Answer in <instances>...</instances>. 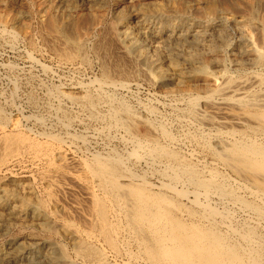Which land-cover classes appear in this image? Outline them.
I'll list each match as a JSON object with an SVG mask.
<instances>
[{"label": "bare ground", "instance_id": "bare-ground-1", "mask_svg": "<svg viewBox=\"0 0 264 264\" xmlns=\"http://www.w3.org/2000/svg\"><path fill=\"white\" fill-rule=\"evenodd\" d=\"M37 1L40 12L48 19L54 15L68 18L67 8L73 4V0H57L61 8L53 9L48 0ZM88 1L93 5L98 0ZM130 1L148 6L142 10L148 18L141 19L146 31L135 35L119 21L111 27L113 37L120 52L125 54L123 58L129 57L135 73L142 76L140 80L164 91L161 95L164 100L162 97L157 100L162 104L176 101L171 110L166 113V109L161 111L156 105H144L137 111L128 101L119 99V91L138 84L141 76L127 78L124 69L116 68L118 64L111 68L104 63L106 79L101 77L103 80H91L90 84L85 83L88 85L80 83L71 88L81 90L83 95H73L71 90L58 92L74 106L86 110L88 121L103 123L95 131L96 136L113 139L120 132L118 139L124 144L123 151L105 150L78 159L72 152L68 157L69 152L62 149L63 137L47 134L44 141L35 139L22 132L14 119L0 115V165L9 166L11 158L29 153L44 159L48 168H54L61 177L70 179L72 187L84 192L87 229L83 232L66 222L62 225V235L73 241L76 254L89 262L104 261V252L94 244L97 239L113 251L122 250V245H135L154 264H264V17L256 16L258 0H249L252 14L247 18L223 17L211 0H196L195 8L205 10L201 18L192 17L193 7L181 0H167V4ZM3 7L4 0H0V32L17 40L21 38L19 28L28 16L7 14ZM92 16L99 25L100 13L96 10ZM65 26L53 21L52 31L56 32L53 38L62 41L59 46L64 63L82 50L85 42L71 36L74 34L67 35ZM148 39L157 43L156 49L160 44L158 39L171 43L170 56L182 60L185 66H164L141 46L140 41ZM206 55L209 60L205 59ZM191 72L204 76L202 92L197 89L195 92L193 84L184 91L179 88L183 84L179 77L187 75L186 79L192 80L195 76ZM70 122L68 119L64 122L66 129ZM140 125L146 129L142 134L138 130ZM86 138L71 134L69 139L83 145ZM70 164L75 170L67 174L65 169ZM49 171L51 174L53 170ZM50 182L60 188L54 181ZM13 193L0 187V207L8 214L0 216V233H5L13 222L23 221L27 212L49 232L56 219L48 210L51 203L23 202L27 206L22 207ZM52 193L46 194L54 200ZM81 209L80 205L76 207L78 212ZM50 231L55 232V228ZM11 245L17 246V253L11 259L15 263L24 262L22 244L14 240ZM55 249L58 257H47L49 263L68 264L64 249L51 251Z\"/></svg>", "mask_w": 264, "mask_h": 264}, {"label": "rangeland", "instance_id": "rangeland-1", "mask_svg": "<svg viewBox=\"0 0 264 264\" xmlns=\"http://www.w3.org/2000/svg\"><path fill=\"white\" fill-rule=\"evenodd\" d=\"M105 1L107 2V0H98L97 4L95 3L93 4L95 6L94 7L91 3H89L90 1L88 0H73V4L67 8L69 10L68 18H63L62 16L54 15L52 17H49L48 19V17L44 16L43 13L40 12V7L38 5L39 2L37 0L36 1L35 0H23V1L4 0L3 10L5 13L7 14L9 13L10 15H14L16 13H20V14L22 13V14H26L28 17L25 18L24 23L19 28L20 31L19 37L21 38H16L17 40L12 38L11 40V37L9 35L5 33L2 34L0 32V115L3 117L5 116V118L10 120L14 119L16 122H18L19 128L22 132L29 134L31 137L35 139L38 138V140L41 139V141L42 140L44 141L43 138L47 134L59 135L63 137L62 149H65L63 151L65 153L69 152V155L67 154L68 157H70V155L74 153L73 155L76 159L80 158L84 154L85 156H87L89 154L97 153V152L103 153L105 152V150L106 151L115 150L121 152L124 150V144L118 139L120 132H117L116 133L117 138H113V139L99 135H97L98 136L97 137L95 131L100 129L103 123H101L102 124L101 125L100 122L88 121L89 118H87L88 116L86 114L87 111L82 109L81 107H78L76 105L74 106L73 104H71V102L69 100H66V98H63L58 91L65 90L66 92H69L71 90L73 92L74 90L71 88L76 86L78 87L80 83L85 84L89 82L88 84H90L91 80L96 81L100 79L101 80L106 79L102 70L104 63L105 65H109V67L111 68H113L118 64L119 66H116V68L118 67L119 70L122 71L124 69V71H126L127 73L123 71V74L127 78H129V76L132 78L135 77L138 78L139 76H141L137 72L136 74L135 70H133L132 68L133 62H131L129 57L124 56L125 58L124 60L123 55L125 54L120 52L118 48L119 45H117L118 43L115 41L113 37V32L111 31L112 30L111 27L120 21L123 22V24L129 30H131L135 35H142L146 30L141 24V19L148 18L147 14H145V12H142V10L145 11L148 8V6L136 4L134 2H131L130 0H108L107 3ZM151 1L160 4H167V0H151ZM181 1L186 2L188 7H193L191 11L193 13V14L191 13L192 17L194 16L195 18H201V16L203 17L205 15L204 13L205 10H202L203 12L202 13L201 10L199 11V9L195 8L196 0H181ZM188 1L190 3L192 1L194 3L190 4ZM211 1L213 2L215 1L214 3L216 4V6L218 5L217 8L222 13L221 15L226 18L236 17V16L239 18L242 17L247 18L250 17L252 14L251 9L249 8L250 7L249 0H211ZM48 4L53 9L61 8L57 0H53V1L48 0ZM141 6H145V7H141ZM255 9L256 10L258 9L256 11V13L258 12V14L256 15L257 17H264V11H263L264 0L262 1L258 0V4ZM96 10L101 15V23L99 25L95 24V21L93 20V16H92V14ZM39 12L40 15L38 14ZM59 19L61 20V22ZM54 20H56L57 23L60 25L63 24V27L66 25L65 30H66V34L68 31L67 35L74 34L71 36H75L79 38L81 41L82 40L85 41L84 42V46L86 47L85 50L83 46L82 50L76 53L77 55L74 54L75 56H73L66 63L62 61L60 56V52H61L60 46H62L61 44L62 41H59V39H57L58 40L57 41L56 39L53 38V35L54 34L56 35V32L53 33ZM72 21L74 22V24ZM47 23L52 24V26L50 24L48 25ZM159 24L161 25V23ZM231 29L234 34L235 32L233 28L229 27L230 31ZM71 30L73 31L71 32ZM30 31H32L33 33ZM254 32L255 34L258 33L257 30H254ZM44 34L47 36H45ZM88 38L90 41L87 40ZM49 39L51 42L49 41ZM61 39L64 40L63 37H61ZM150 40L151 39H148L147 42L140 41L141 46L146 47V49L153 57H155L159 61L161 60L160 62H162L164 66H180V67L185 66V63H182L183 62L182 60L180 61V59L178 60V58L174 56H170L169 50L172 46L171 43L163 41L164 43L163 44L162 42H160L162 41V39H158L160 44L158 43L159 48L156 49L155 45H157V43H155L154 40L153 41ZM158 40L156 42H158ZM32 43H34L33 46ZM57 46L60 48H57ZM53 48L58 49L56 50V52L58 51V53L54 52L55 49ZM93 49H95L96 53L94 52ZM98 51L101 54L98 53ZM104 51L105 53H103ZM84 53H86V56L84 55ZM165 53L169 58L166 57ZM99 55L101 56L103 55V57ZM30 56L34 60H32ZM205 57L206 60H209L208 59L209 56L206 55ZM107 62H111L113 64H109ZM131 70H133L134 72H132ZM191 73H193L194 74L193 76H195L196 78L194 77L192 80H188L186 79L187 75H183L179 77L181 83H183L182 85H180L179 88L182 91H184L185 87L186 89H188L187 85L193 84L192 89H195L194 90L195 92H198L197 90H199V92H202V88H204V84L201 83H204V76L200 73L199 74L201 76L199 74H196L195 72H191ZM127 74H131V75L133 74V75L131 76ZM141 78L142 76L139 77L138 84L132 85L129 89L120 90L119 94H117V96L120 97L119 99L128 101V103L131 104L132 107H135L137 111H140V108L144 105H148V106L156 105L161 111H165L166 109L167 110L166 113H168V110H171V105H174L176 101L173 100L174 102L172 101L171 103L168 100L165 103L163 102L162 104V102L159 100H162L160 99V97L162 98L164 97L161 96L163 95L164 91L160 89L158 90V88L156 89V87L144 83L142 80H140ZM139 83H142V86ZM56 94L58 95L56 96ZM75 94L76 96H79L80 94L83 95L82 91L79 89H76V91L73 92V95ZM32 97L34 99H31ZM60 97L63 98L64 100L63 99L61 100ZM65 118L71 121L70 122L71 124L68 127V129H66L64 126V122L66 121ZM7 130L9 131L10 129ZM138 130L141 134L144 133V131H146L145 127H143L142 125L138 127ZM71 134H79L84 138L87 137L86 138L87 143L82 145V143L78 144L72 142L69 139ZM92 134L95 135L96 137L92 136ZM64 140L66 141L64 142ZM74 147L77 151L74 149ZM34 158L35 157H33L32 154L29 155V153H22L20 157L17 156L11 158L9 162V166L0 165L1 168L0 187H4L10 192H14L13 194L16 195L15 201L21 204L22 207L35 204L38 202V200L39 202L45 201L47 205L51 203L48 206L50 207V209L48 210L51 213V215H53L54 217L56 216L55 218L57 220L55 219L56 222L54 221L53 223H51L52 225H51V229H49V232L46 231L45 229L43 230V228H41L42 225L38 221L33 220V218H31L30 215H28V212L25 213L27 215H25L23 221L20 220L13 222L5 233H0V259L4 261V264H26L25 261L27 259L33 261L27 264H48L49 257H58V250L56 251L55 249L54 251H51L54 248H58V247L64 249L68 264H70L71 262L73 264H98V263L99 264H154L149 260H147L145 257H143L141 253V249L136 247L135 245L130 247L126 246L128 248L122 245L121 246L122 250H120L121 252L113 251L110 248H108L106 245H104L103 242L97 239L94 240V244L97 248H99L100 250H102V252H104L105 257L103 263L102 262L100 263L98 261L89 262L87 261V259L78 256L75 252L76 248L73 241L68 239L65 235H62L63 233L62 225L66 222L73 223L74 227L78 226L77 227L78 229L85 232V230L87 229V225L85 223V217H84L86 212L83 211L86 210V208L84 207L85 194L80 188L76 187L75 189L74 186L72 187L71 185H73V183L70 181L69 178L61 177L62 176L61 173H59L57 170H55L52 167L48 168L49 165L47 162H45L44 159L43 160L42 158L39 159V157L38 158L36 157L37 159ZM45 163L47 164V166ZM71 167L72 165L70 164L68 168L65 169V171L68 169L66 171L67 174L75 170L73 169V167L72 168ZM49 169L50 170L52 169L53 171L51 172L54 174L52 173L50 174ZM48 171L50 175L48 174ZM51 175H53L54 177L52 176L53 177L52 178ZM47 178H49L51 181H54L55 184H57L60 188L51 185L50 180ZM63 178H65L66 180ZM69 187H71L72 189L69 190L68 189ZM48 191L51 193L52 192L57 193V194L52 193L51 195L52 199L54 200H51L48 194H46L48 193ZM60 191L62 192V194ZM22 198L23 200L24 199L26 200L21 201ZM46 200H48V202L50 200L51 202L48 203ZM23 202L26 203L27 205L24 204ZM78 205L82 207V209L79 210V212L76 210V207ZM55 206H57V208ZM81 213L83 216L79 215ZM1 215L2 217L8 216V214L5 212V210L2 207H0V216ZM84 225L86 226V228ZM54 228H55V232H53L54 230L50 231ZM14 240H17L19 241V243L22 244L20 250L21 251L23 250L24 252L21 256L24 259H26L23 260L24 262L15 263L13 259H11L17 253L16 251L17 246L11 245V241ZM37 246L39 249L37 248ZM26 247L27 249H25ZM30 247L32 248L31 250L28 249ZM51 247H53V249H50ZM32 250L34 252H32ZM28 251L30 252V254ZM38 254H40L39 256L41 257H38ZM35 256L36 259L34 258ZM2 260H0V263L2 262ZM59 264L62 263L60 262Z\"/></svg>", "mask_w": 264, "mask_h": 264}]
</instances>
